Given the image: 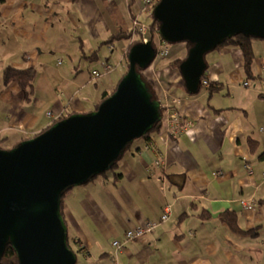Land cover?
<instances>
[{
  "label": "crops",
  "instance_id": "0c3cea01",
  "mask_svg": "<svg viewBox=\"0 0 264 264\" xmlns=\"http://www.w3.org/2000/svg\"><path fill=\"white\" fill-rule=\"evenodd\" d=\"M155 1L0 0V72L7 65L36 67L33 95L36 99L44 95L42 108L30 109L25 105L21 85L11 83L17 92L14 95L0 80V140L6 138L3 147H12L45 129L54 119L48 111L63 115L95 109L104 92H110L119 81L104 89L100 98L75 108L64 103V96L73 95L77 85L71 73L80 68L84 58L91 62L105 60L101 53L109 47L115 54L121 42L125 49L120 65L125 72L126 50L140 38L135 20L151 24ZM119 31L134 34L108 41ZM150 36L149 31L144 38ZM154 38L158 40L159 34L155 33ZM171 49L169 46L166 56L159 55L161 60L157 56L145 74L155 79L164 103L168 94L179 98L187 126L179 134L169 135L164 123L151 144L155 146L139 138L114 170L73 187L65 198L69 233L82 239L86 256H102L106 264L264 261V242L253 243L256 235L264 232V46L257 50V77L249 79L255 86L244 84L248 78L239 46L221 47L212 60L208 53V78L224 83L211 96L204 86L199 93L189 91L181 82V69L171 62L179 55L187 57L189 48H177L174 58L166 61ZM113 81V74L103 79L104 85ZM56 88H62V93ZM250 135L260 140L256 151L249 147ZM156 148L166 153V166L156 163ZM166 169L171 172V184L160 176ZM218 170L224 173L216 174ZM116 173H122L119 181H115ZM247 197H255L261 209H245L241 200ZM168 201L173 203L170 217L159 222L152 232L127 239L121 249L113 244L125 230L148 219L162 218ZM196 203L210 209L211 217L202 218ZM226 208L239 212L243 227L257 226L256 233L235 234L222 218Z\"/></svg>",
  "mask_w": 264,
  "mask_h": 264
},
{
  "label": "water",
  "instance_id": "95a60500",
  "mask_svg": "<svg viewBox=\"0 0 264 264\" xmlns=\"http://www.w3.org/2000/svg\"><path fill=\"white\" fill-rule=\"evenodd\" d=\"M154 16L170 43L192 42L181 72L198 92L206 55L226 39L244 33L264 38V0H159ZM157 56L154 39L130 50V67L117 89L98 108L75 112L42 133L0 147V264L8 243L19 264H77L62 211L65 192L112 169L135 140L163 119L138 66Z\"/></svg>",
  "mask_w": 264,
  "mask_h": 264
},
{
  "label": "trees",
  "instance_id": "16d2710c",
  "mask_svg": "<svg viewBox=\"0 0 264 264\" xmlns=\"http://www.w3.org/2000/svg\"><path fill=\"white\" fill-rule=\"evenodd\" d=\"M158 1L159 0H156L154 2L153 10L155 9V6L158 3ZM136 20H138V19H136ZM159 27H160V21L155 17L153 22L150 24V29H151L150 30L151 36L149 37L150 39L154 38L155 33H159ZM138 33H140L139 30H138ZM133 34H134V31H119V32L114 33L109 38L108 41L130 38V37H132ZM152 35H153V37H152ZM160 37L162 40V44H164V45L171 44V43L165 41L162 36H160ZM255 40H264V38L253 37V36H249V35H246L244 33H241V34H237L231 38L226 39L224 42H222L221 45L218 46L219 48H221V47L226 46V45H236L242 49L243 54H244V60H245L244 61V72L246 74V77L248 78L246 80L257 77V74L255 73V62H256V53H257L255 45H254ZM142 41H146L144 39V37H141L139 39H136L134 42H131L129 47L127 48L126 55H125V57H126L125 61L127 63V69L123 73V75L121 76L120 80L122 79V77L125 75V73L128 71V69L130 67L129 53H130L131 48L136 43L142 42ZM187 46H188V48H190L192 46V42L188 41ZM94 56L95 55H92L91 57L93 58ZM185 58H186L185 56L184 57H175L171 62L173 64V66L177 67L180 70L181 64ZM149 67H150V65L149 66H140L139 65L138 70L140 72H142V74L144 75V78L146 79L153 96L155 98H159L160 96H159V92H158V89L156 86V81L147 77V75L145 74V71ZM37 73H38L37 68L33 67V66L32 67H18V66H14V65H7L3 71L4 83L10 84L12 81L16 80L22 87L25 88L28 95L34 94L35 88H36L35 78L37 76ZM208 77H209V73H208V65H207V69L204 72L202 79L208 78ZM181 82L184 85H186V81L184 78L181 80ZM117 85L111 90V92H109L108 90L106 92H104L103 97L96 104V108H98L100 103L117 89ZM223 86H224V83L222 81H220L218 79H214L211 81V85L209 87H206V90L209 92V94L211 96L216 91L221 90L223 88ZM202 90H203V87L201 86V88L198 92H192V93H199ZM161 101H162V111H163V114H165L166 106H165V103L163 102L162 99H161ZM217 109H218V111L220 110L219 108H217ZM72 113H74V112H69V113L63 114L58 120L53 119V122H51L45 129H43L42 131H40L34 135L28 136L24 139L31 138V137H34V136L42 133L43 131L47 130L52 125H54L57 121L65 118V117H68ZM163 128H164V120L162 119L155 124V126L153 127V129L151 131H149L148 133L143 135L141 137V139H143L145 142H147V144L149 146H152L151 144L154 143L155 137L159 134V132L162 131ZM24 139H22V140H24ZM5 141H6V138L0 140V147H3L2 143ZM248 144H249V147L252 151H256L259 148L260 140L256 137H254L253 135H250L248 137ZM131 147H132V145L129 148H131ZM4 148H9V147H4ZM121 159H122V156L116 161L114 167L111 170H114L117 167V165L119 164ZM107 172L108 171H106L105 173H102L100 175H105V174H107ZM100 175H96L95 177L90 179L88 182H90L91 180L95 179L96 177H98ZM160 176H161V178H164V180H165V178H168L169 183L170 184L172 183L171 182V172L168 171L167 169L163 170V172H161ZM114 178H115V181H119L122 178V173H116ZM72 188H69L63 196L62 211H63L64 215L66 214L65 213L66 212L65 211V198H66L67 194L72 190ZM249 199H251L253 204L256 205V209L255 210L251 209V208H245V209H248L252 212L259 211L261 209L260 202L257 201V199L255 197H250ZM196 206L199 210L198 214L200 216H202V218L211 217V211L206 206L200 207V205L198 203H196ZM221 215H222V218L230 225V227L232 228L233 232H235V234H237V233L255 234L256 233L257 226H254L251 228H245L241 225L239 212H237L235 209L226 208L222 211ZM65 217H66V215H65ZM162 221H164V219L160 218L159 222H162ZM73 242L77 244V246H78L77 249L75 248ZM69 243L78 252V254L80 252H83L86 255L88 254L87 247L83 244V241L81 238L73 236L69 233ZM1 263L2 264H19V255H18L17 249L15 248V246L12 243L7 244L5 252H4L3 257L1 259ZM110 264H114V263H110Z\"/></svg>",
  "mask_w": 264,
  "mask_h": 264
},
{
  "label": "rangeland",
  "instance_id": "374dc122",
  "mask_svg": "<svg viewBox=\"0 0 264 264\" xmlns=\"http://www.w3.org/2000/svg\"><path fill=\"white\" fill-rule=\"evenodd\" d=\"M260 41H264V40H255L254 41V45L256 48V52H257L256 57L259 54L258 52L260 51V48H262L264 46V43L258 44V42H260ZM182 43H184L185 45H183ZM104 46H106V45H104ZM170 46L172 48L171 54H170L169 58H167L166 61L174 58V52L177 48L180 49L182 47L184 50H186V48H188L187 43L185 41L171 43ZM124 49H125V44L121 42L119 49L117 52H115V54L112 52V47H109L107 51L101 53V55L104 56L102 59L108 60L111 64H113L115 66V69L111 70L109 72H106V73H104L98 77L93 74V70L95 68L101 67L102 60H96L95 62H91L88 59L84 58L82 65H80V68L76 69L75 73H71V75L73 76V80H76L75 84H77V85L75 87L77 89L75 88V90L71 93L73 95H65L64 96L65 97V99H64L65 105L70 103L75 108H77V106H86L88 100H92L95 97L100 98L104 89L110 88L111 86L116 84L120 80L121 76L124 73L123 67H122V65H120V63L122 62V52L124 51ZM218 49H220V48L218 47L217 49H214V50L209 52V59L210 60H212L214 55L219 53ZM258 49H259V51H257ZM178 57H184V56L179 55ZM258 58H260V57H258ZM263 58H264V56H263ZM161 59L162 58L159 57V60H161ZM69 74H70V72H69ZM112 74H113V78H115V81H113V83H110V85H104L103 79L104 78L107 79V77H110ZM0 80L2 81V83H4L3 73H1V72H0ZM250 82H251V86H255L253 81L250 80ZM11 83H18V82L16 80H14ZM11 83L8 84L9 88L7 90L9 92H13L15 95L17 92L15 90H13V84H11ZM19 86H20V84H19ZM21 89H22L23 94H24L25 105L26 106L28 105L27 106L28 108H30V109L35 108V107H39V109L42 108V105L44 103V95H40L36 99L35 95H33V94L28 95V93L26 92L24 87ZM68 89L69 88L67 87L66 90H68ZM56 91H60V93H62L63 90H62V88L61 89L56 88ZM76 91H81V92L78 93ZM49 107L52 108L51 105ZM44 108H45L44 111H46L47 107H44ZM223 173H224V171H223ZM81 185H83V184H81ZM77 186H79V185H77ZM125 233H126V230H125L123 236H121L122 238H125ZM252 238H253V236H250V239H252ZM263 242H264V232L261 233L260 235H256V240L253 243H263ZM73 244H74L75 248L77 249V247H78L77 244L74 242H73ZM110 250H113V248L111 247L109 249V251ZM98 260H100L99 262H102V264H106V259L103 258L102 256H99ZM77 264H95V262H94V260H92L91 258L86 256L85 253L80 252L78 254ZM251 264H264V261L257 260V261L251 262Z\"/></svg>",
  "mask_w": 264,
  "mask_h": 264
},
{
  "label": "built area",
  "instance_id": "2783aa9c",
  "mask_svg": "<svg viewBox=\"0 0 264 264\" xmlns=\"http://www.w3.org/2000/svg\"><path fill=\"white\" fill-rule=\"evenodd\" d=\"M135 23L139 24L138 30L140 31L139 33L140 37H146V35L150 31V24L145 23V22L143 23L139 22V20H135ZM157 45H158V56L159 55L166 56L169 53L170 45L162 44L161 38L157 40ZM114 69H115V66L113 64H111L107 60H102L101 67L95 68L93 70V74L96 76H101L102 74L109 72L111 70H114ZM152 79L155 80L154 78ZM244 84L247 86L251 85L250 80H246ZM201 85L204 87H209L211 85V80L209 78H204L201 81ZM165 99H166V103H165L166 110H165V114H163V119L166 125V130L169 135H177L181 132L182 129H184L187 126L188 122L186 121V118L183 116L180 110V107L178 105L179 98H176V97L173 98L170 94H168L165 96ZM48 114L53 116L54 119H59L62 116V115H54L52 111H48ZM153 146L155 145H152V147ZM156 153L158 155V159L156 163H158L159 165L166 166L167 165L166 153L157 148H156ZM222 173H223L222 170H218L216 172V174H222ZM241 202L244 208H251L254 210L256 209V205H254L252 200L249 198H244L241 200ZM172 207H173V203L168 201L167 204L165 205V212L162 216L164 220H167L170 217V212H171ZM158 224H159L158 219H148L142 225H138V226L127 229L125 233V238H122V237L116 238L113 241V244L117 246L118 249H121L123 247V243L127 239L138 238L146 233H150L158 226ZM92 260H94L95 264H101L98 258L94 255H92Z\"/></svg>",
  "mask_w": 264,
  "mask_h": 264
},
{
  "label": "clouds",
  "instance_id": "9594fccd",
  "mask_svg": "<svg viewBox=\"0 0 264 264\" xmlns=\"http://www.w3.org/2000/svg\"><path fill=\"white\" fill-rule=\"evenodd\" d=\"M159 34V36H161V34H160V32L158 33ZM141 38V37H140ZM161 38V37H160ZM145 39V38H144ZM148 40L150 39V38H147ZM147 39H145V40H147ZM154 39V43H155V45L157 46V56H158V45H157V40H155V38H153ZM165 40V39H164ZM166 41V40H165ZM168 42V41H167ZM170 43V42H169ZM170 45V44H169ZM157 56H156V58H157ZM155 58V59H156ZM154 62V61H153ZM152 65V64H151ZM150 65V66H151ZM202 86V85H201ZM111 92V91H110ZM161 99V98H160ZM58 120V119H57ZM164 120V119H163ZM109 171V170H108Z\"/></svg>",
  "mask_w": 264,
  "mask_h": 264
}]
</instances>
